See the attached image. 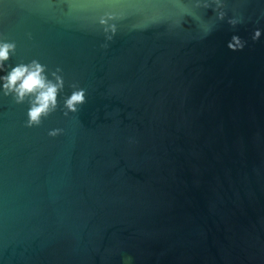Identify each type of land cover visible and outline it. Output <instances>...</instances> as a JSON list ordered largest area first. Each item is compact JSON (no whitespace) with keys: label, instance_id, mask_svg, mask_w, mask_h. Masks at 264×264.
<instances>
[{"label":"water","instance_id":"95a60500","mask_svg":"<svg viewBox=\"0 0 264 264\" xmlns=\"http://www.w3.org/2000/svg\"><path fill=\"white\" fill-rule=\"evenodd\" d=\"M0 42L64 81L32 127L0 81V264H264V0H0Z\"/></svg>","mask_w":264,"mask_h":264},{"label":"clouds","instance_id":"9594fccd","mask_svg":"<svg viewBox=\"0 0 264 264\" xmlns=\"http://www.w3.org/2000/svg\"><path fill=\"white\" fill-rule=\"evenodd\" d=\"M222 16L223 14H221ZM229 23L235 25L237 21L230 20ZM112 31L115 32V28ZM260 35V31L256 30L253 39H258ZM111 38V36L108 37L109 40ZM233 42H230L228 45L233 50L242 49L244 46L238 37L234 36ZM15 47V44L11 42H0V71H4V62L10 59V53L15 51ZM104 47H107V45H104ZM45 71V65L33 60L29 64H17L10 71H7L6 75H0V81L3 82L4 94H14L17 103H22L25 97H34L31 100V106L27 113V127L39 125L42 116H47L51 111L55 110L58 93L64 86L63 78L57 75L58 72H62V69L57 68L56 72L53 73L55 82L48 80ZM85 102V90L79 89L72 92L71 96L65 101V107L69 112L75 113L78 111L77 105L84 104ZM65 115H67V112ZM61 131V129H56L51 131L49 135L56 136Z\"/></svg>","mask_w":264,"mask_h":264}]
</instances>
